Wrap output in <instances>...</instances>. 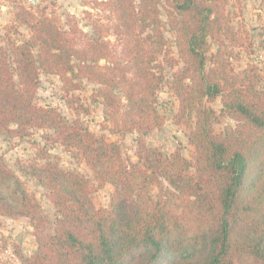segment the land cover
Returning a JSON list of instances; mask_svg holds the SVG:
<instances>
[{
    "label": "trees",
    "instance_id": "1",
    "mask_svg": "<svg viewBox=\"0 0 264 264\" xmlns=\"http://www.w3.org/2000/svg\"><path fill=\"white\" fill-rule=\"evenodd\" d=\"M96 7L109 25L96 20L80 46L77 26L63 30L26 8L18 16L29 37L0 42V133L21 138L30 127L52 128L51 141L76 150L98 187L112 186L108 209L100 211L79 171L53 161L21 165L45 189L52 218L0 158V215L28 217L37 243L21 264H264L261 77L253 67L235 70L220 53L207 56L209 40L248 43L229 0H101ZM164 66L175 68L174 118L193 148L192 160L142 139L162 122L154 95ZM40 71L58 76L66 92L78 89L80 79L98 86L110 131L140 135L137 161L83 128L77 116L69 122L36 105ZM217 98L220 114L237 121L221 133L213 129L216 112L208 104ZM70 100L67 107L77 115Z\"/></svg>",
    "mask_w": 264,
    "mask_h": 264
},
{
    "label": "rangeland",
    "instance_id": "2",
    "mask_svg": "<svg viewBox=\"0 0 264 264\" xmlns=\"http://www.w3.org/2000/svg\"><path fill=\"white\" fill-rule=\"evenodd\" d=\"M98 1L101 0H0V42L5 43L7 38H11L20 43L29 37V29L21 23L18 16L19 14L22 16L21 11L26 8L34 14L43 13L51 17L63 30L69 31L77 26L80 33L76 34L75 40L80 46L91 36L92 26L96 20L100 18L107 27L109 25L108 20L105 19L106 14L96 7ZM228 9L232 13L235 25H241L248 32V43L245 47H232L209 40L207 56L220 53L230 60L235 70L253 67L261 77L257 86L262 89L264 88V6L259 0H229ZM165 36L175 53L173 36L168 31H165ZM110 40L114 41L112 35ZM209 65L208 61L207 66ZM174 70L175 68L164 66V80L154 95L161 125L143 134L142 139L147 145L165 152L179 149L184 157L192 160L193 148L187 141L185 130L176 124L174 118L178 107V101L172 90ZM79 83L78 89L66 92L58 76L40 71L33 102L38 106L56 109L69 122L77 116L83 128L97 136H104L108 141L118 143L124 158L137 161V140L140 135L137 132L123 134L111 132L105 118L102 99L96 94L98 86L85 79H80ZM66 98H71L73 108L79 110L77 115L74 109L67 107ZM208 104L216 112L212 123L216 133L223 132L226 126L236 125L237 121L220 114L219 98ZM56 134L54 129L47 126L30 127L27 135L21 138L0 133V158L21 180L24 189L36 198L41 209L52 218L55 216V210L45 195V189L35 179L22 173L21 165L29 163L41 165L53 161L61 169L79 171L91 182L90 197L96 209L106 211L112 186L105 184L103 187H98L92 180L91 171L76 150H66L59 140L51 141ZM36 249V238L32 234L28 217L10 218L0 215V264H21V257L31 256Z\"/></svg>",
    "mask_w": 264,
    "mask_h": 264
}]
</instances>
